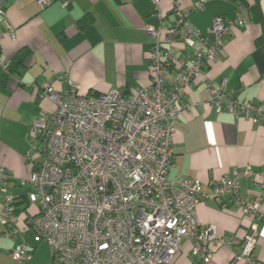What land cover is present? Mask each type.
<instances>
[{"label":"built area","instance_id":"built-area-1","mask_svg":"<svg viewBox=\"0 0 264 264\" xmlns=\"http://www.w3.org/2000/svg\"><path fill=\"white\" fill-rule=\"evenodd\" d=\"M155 11L159 0H151ZM205 0L194 8L202 9ZM50 0H37L41 9ZM173 21L157 11L158 27H146L149 38V79L133 92L110 90L105 94H80L73 87L56 93L44 85L41 98L55 104L29 126L27 137L39 143L41 160L22 182L29 188V204L36 214L22 220L15 210L14 196L7 192L12 175L0 169L1 222L9 227L6 238L19 237L12 249L13 264H24L33 244L51 250V264H174L182 240L192 242V254L208 264L213 247L234 253L230 264H256L255 249L264 223L259 208L264 203V168L247 166L232 177H222L202 189L198 180L167 178L174 166L173 137L181 114L195 107L214 113L264 124V106L231 99L221 87L209 86L200 104L182 99L214 62L233 30L242 28L241 13L232 21L217 17L202 34L188 21L182 7L172 1ZM5 19V0H0V23ZM13 38V30L7 28ZM3 34L0 32V42ZM192 51L175 47V42ZM255 191L241 196L239 179ZM232 201L247 232L240 241L219 237L215 226H201L196 207L207 199Z\"/></svg>","mask_w":264,"mask_h":264},{"label":"crops","instance_id":"crops-1","mask_svg":"<svg viewBox=\"0 0 264 264\" xmlns=\"http://www.w3.org/2000/svg\"><path fill=\"white\" fill-rule=\"evenodd\" d=\"M50 1L41 9L37 0H5V19L0 23V169L12 175L7 192L16 199L19 224L37 212V207L27 201L29 188L22 185L41 160L40 144L28 139V128L41 114L55 110L54 102L40 97L43 86L62 94L73 87L80 94L135 91L149 79L150 41L145 28L158 27L157 11L168 23L174 19L173 0H159L157 11L151 0ZM175 1L186 12L187 21L202 34L208 33L217 17L232 21L241 13L245 20L244 27L233 30L218 58L205 66L199 80L186 90L182 101L203 103L211 85L221 87L233 100L264 106V0H258L261 22L254 21L248 10L255 0H205L200 10L194 8L198 0ZM8 27L13 38L7 34ZM174 45L187 54L192 51L181 40ZM22 51H26L24 59L10 69ZM173 149L174 166L167 178L195 179L209 191L212 183L232 177L235 171L247 166L264 168V124L195 107L179 116ZM239 186L241 196L255 192L243 178ZM259 215L260 223H264V203ZM196 217L201 226H215L219 237L237 241L249 225L248 218L242 217L228 198L220 203L202 201L196 207ZM7 231L9 227L0 218V264L14 263L12 249L20 241L19 237L6 238L3 233ZM30 244L31 257L24 264L52 263L46 244ZM213 251L208 264H230L240 246H215ZM255 259L256 264H264V226ZM174 264H200L192 254V242L181 241Z\"/></svg>","mask_w":264,"mask_h":264},{"label":"trees","instance_id":"trees-1","mask_svg":"<svg viewBox=\"0 0 264 264\" xmlns=\"http://www.w3.org/2000/svg\"><path fill=\"white\" fill-rule=\"evenodd\" d=\"M241 1V0H240ZM241 3V2H240ZM242 5V4H240ZM249 12L252 15V18L256 22H261V11L259 7L258 0H255V4L253 7L248 8ZM149 51V50H148ZM26 55V51H22L19 53L12 61L10 69H15L24 59V56ZM207 66V65H206ZM205 68V67H204ZM98 93L89 92L88 95H97Z\"/></svg>","mask_w":264,"mask_h":264}]
</instances>
